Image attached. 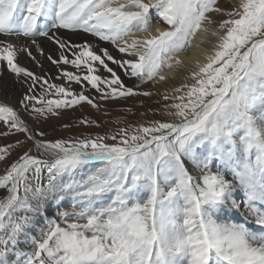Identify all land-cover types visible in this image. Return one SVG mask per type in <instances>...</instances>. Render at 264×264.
<instances>
[{
	"label": "snow or ice",
	"instance_id": "snow-or-ice-1",
	"mask_svg": "<svg viewBox=\"0 0 264 264\" xmlns=\"http://www.w3.org/2000/svg\"><path fill=\"white\" fill-rule=\"evenodd\" d=\"M61 29L90 34L122 55L71 43ZM198 32L216 42L186 82L162 94L167 119L52 141L0 103V136L21 133L31 142L0 175L7 190L0 264H264V0H239L229 11L218 0H0V36L30 39L41 55L37 37L56 45L47 60L65 84L22 67L18 53L36 60L32 50L0 39V64L28 84L19 103L37 123L84 104L99 110L85 84L104 100L150 97L126 86L117 69L141 84L166 81L161 73L184 66L179 54ZM69 64L77 71L61 68ZM24 143L0 145V161ZM233 211L244 222L217 218ZM40 218L46 228L31 237V251H20Z\"/></svg>",
	"mask_w": 264,
	"mask_h": 264
},
{
	"label": "bare ground",
	"instance_id": "bare-ground-1",
	"mask_svg": "<svg viewBox=\"0 0 264 264\" xmlns=\"http://www.w3.org/2000/svg\"><path fill=\"white\" fill-rule=\"evenodd\" d=\"M238 4H239V0H218V6L224 11H229L235 6H237ZM209 15H211L213 19L216 20L217 22H219L222 19L227 18L226 16L222 14H218V13H210ZM155 26L156 24L154 21L153 28ZM160 27L164 28L166 27V25H163L161 23ZM212 27H215V25H213ZM57 35H58V31H57ZM84 36H85L84 39H73L69 41L71 43L79 44L87 40L89 43H91L96 48L97 51H99V48H107L112 55L118 56V58L121 57L122 54H120L110 43L99 41L97 38L87 33H84ZM0 39H5V40L10 39L18 47H23L25 45H27L30 49L33 47L31 46L32 44H31L30 39H26L23 37L17 38L15 36H12V37L0 36ZM43 41L47 42L48 40H46V38L39 40V42H42V43ZM215 42H216V38L211 36L210 34L206 35V34L198 32L196 36L192 38V41H191L192 47L187 48L184 52L179 54V59L183 61L184 66L183 67H173L172 69H164L163 72L161 73L168 77L166 81H159V82L148 81L147 83L141 84L140 81L137 80L136 78H129L128 76L124 74L123 70L117 69L118 74L120 75L121 79L123 80L126 86L135 88V86L139 85V87L136 90L150 91L152 95L150 97L134 96V97H129V98H119L116 100H111V99L104 100L100 98V95H97L93 91L94 95L92 94L91 96L94 97L96 102L100 105L99 110H97L96 108H92L90 105H87V104H84L82 106H76L74 108H70L74 110L73 113L69 111L70 109L68 111H66V109L62 111L61 109L59 110L60 114L58 116H55L59 120L57 126L59 127V129H61L65 127V125L70 123L71 121H73V124H75L77 121H81L84 118L95 120L96 118H99V117L101 118V116H104L107 118L109 115H117L118 119L115 122L117 126L112 127L113 130L111 129L110 131L112 132L110 134H113L120 127H126L127 125L135 126L140 123H146L147 121L150 120V118L167 119V117L164 116L163 114L164 112L163 104L165 102L162 100V94L165 92L170 93L173 87H178L180 86V84L186 82V78L189 75V69H192L195 67L196 60H199L200 62H205L204 54L206 52L211 51L212 46L213 44H215ZM51 44L55 50L56 45H54L53 43ZM54 54H55V51H54ZM68 55L70 59L73 58L71 57V53H69ZM17 60H18V63L22 67H25L29 70L32 69L33 66L31 65L29 56L26 55L25 52H19ZM110 66L113 68H116V65L110 64ZM68 71H71V70H68ZM71 72H76V71H71ZM98 74H100L101 76L108 75V73L104 72L102 68L99 70ZM2 75H5V77L7 78V80H5L7 82H5L4 84L5 88L3 89L4 96L6 97H10L11 95L13 96V98H8L6 101H10L14 106H16L15 109L20 113L21 117L27 123H29V119L27 118L26 114L23 113L20 107H17L16 101L20 97L19 89L14 84L15 75L11 73L10 71H8L6 64H0V76ZM59 80L61 81V82L60 81L58 82L60 84L66 83V81L62 79H59ZM187 82L191 83V80H187ZM89 87L90 86L87 85V87H85V89L83 90L85 94L90 96L89 92L91 91L88 89ZM71 88L75 92L81 91V88L79 90L76 89L77 90L76 91L73 85H71ZM13 92L14 94H12ZM30 125L32 126V129H34L37 124L36 122H33V123H30ZM78 126H79L78 130H79L81 125H78ZM38 128H39V131H43L46 134L45 135L46 138H48L47 137L48 134H51V130H53L51 126L49 125H45V126L38 127ZM96 130L98 132L104 131L101 127L100 128L96 127ZM15 134L4 136V137L7 138L9 142L14 143L17 140ZM4 144H5V141L2 137V139H0V145H4ZM214 169L215 168H213V170ZM226 178L229 180L233 178L230 171L228 172ZM242 195H243L242 192H238V198ZM66 207L68 208V210H71L70 206L66 205ZM241 211H243V209H241ZM54 216H55V212L49 213V218H52ZM217 218L222 222H235V223L244 222V217L241 216L239 212H235V211L221 214ZM57 222H60L58 218H57ZM61 226H63V224H61ZM249 226L254 227V225H249ZM41 228H46V224L43 218H40L36 222V225L29 229V239L26 242L24 238L21 237V242L19 245L24 247L25 251L32 250L33 246L31 244V235L34 234L37 238H39ZM24 250H21V251H24Z\"/></svg>",
	"mask_w": 264,
	"mask_h": 264
},
{
	"label": "rangeland",
	"instance_id": "rangeland-1",
	"mask_svg": "<svg viewBox=\"0 0 264 264\" xmlns=\"http://www.w3.org/2000/svg\"><path fill=\"white\" fill-rule=\"evenodd\" d=\"M58 35L62 39H66V40L84 39L85 38L84 32H82V31L72 32L69 30L61 29V30H58ZM41 39H44V38L37 37L38 42ZM39 43L41 44V46L44 50V55H41L39 52H36L35 46L31 45V46H33L31 48V50L33 52V55L36 57V60H33L29 57L31 65L33 66L32 69H30V71H32L33 73H35L37 75L43 76L45 79H48L50 83L60 84V83H58L60 80L57 79V77L60 75V69H58L55 65L51 64L47 60V55L48 54H54V51H55L52 44L50 43V41H47V42L43 41V43L42 42H39ZM26 55H27V53H26ZM113 56H115V55H113ZM115 57L118 58V56H115ZM37 61H40L39 64H37ZM61 68L64 70H67V71L68 70L77 71L70 64L69 65H61ZM5 80H7L5 75L0 76V103H5V104L12 106L13 108H16V106H14L10 101H6L8 98H13V96L11 95L10 97H6L3 94V89L5 88L4 84H5V82H7ZM41 83H42V81H41ZM14 84H15V86L18 87L19 94H20V97L16 101L17 107H20L21 110L23 111V113L26 114L27 118L29 119V123H27V124L29 125L30 128H32L30 123H33L36 121L27 112L24 111V109L21 107V105L19 103V101L23 98V95L27 92L28 84L23 83V78H21V80L18 82L16 77L14 80ZM72 85L74 86L75 90L76 89L79 90L81 88V86L78 84L73 83ZM17 87H16V89H17ZM45 87H46V85H45ZM85 87H87L86 84H85L83 89H85ZM88 89L91 91V92H89L90 97H92L91 95L92 94L94 95V93H96L97 95H100L99 93L95 92V90H91L90 87ZM35 91L37 94L40 93L41 88H40L39 84L35 85ZM93 91H94V93H93ZM14 92L12 94H14ZM64 110L65 109H62V111H64ZM68 110L69 109H66V111H68ZM69 111H71L72 113L74 112L73 109H70ZM107 118L104 116H101V118L99 117V118H96L94 120L99 125V128L101 127L104 130L103 132H98L96 130V127H97L96 125H84V124H81L80 121H77L75 124H73V121H71L70 123L67 124L68 127H63L61 129H59V127L57 126L59 120L55 116L49 117L47 120L41 119L38 123L36 122L37 125L34 128V130H39L38 127H42L45 125L51 126V128L53 129V130H51V134H48V136H47L48 138L44 137V139L52 140V141H55L57 139L67 140V139H71V138H83L85 136L95 137L96 135H106V134L111 135L110 133H112V132H110V131H111L112 127L117 126L115 124V122L118 119V116L117 115H109ZM152 119H155V118H150V120H152ZM89 120H91V119H89ZM78 125H81L79 130H78V127H79ZM5 130H6L5 126L3 125L2 122H0V132H3ZM15 135H16L17 139L24 141L25 143H24L22 148L17 147L16 149H14L11 152V155L8 158H6L4 161H0V175H3L6 168L9 167L12 162L17 160L19 155H21L23 151L27 150L29 145L31 144L30 141L25 140V137L23 136V134L16 133ZM2 137L5 141L4 145L11 143L4 136H0V139H2ZM109 142H111V141H109ZM32 154H34V155L37 154L35 152V149H33ZM213 168H215L214 165H213ZM5 196H7V190L6 189H0V198H3ZM31 237H36V236L33 234V235H31ZM18 249L21 251V250H24V247H22L21 245H18Z\"/></svg>",
	"mask_w": 264,
	"mask_h": 264
}]
</instances>
